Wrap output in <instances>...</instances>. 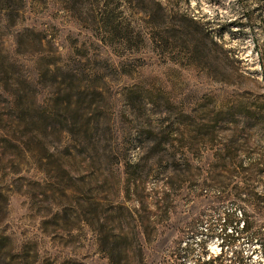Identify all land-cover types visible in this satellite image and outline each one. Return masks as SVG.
Segmentation results:
<instances>
[{
    "label": "rangeland",
    "instance_id": "obj_1",
    "mask_svg": "<svg viewBox=\"0 0 264 264\" xmlns=\"http://www.w3.org/2000/svg\"><path fill=\"white\" fill-rule=\"evenodd\" d=\"M238 263L264 264V0H0V264Z\"/></svg>",
    "mask_w": 264,
    "mask_h": 264
},
{
    "label": "trees",
    "instance_id": "obj_2",
    "mask_svg": "<svg viewBox=\"0 0 264 264\" xmlns=\"http://www.w3.org/2000/svg\"><path fill=\"white\" fill-rule=\"evenodd\" d=\"M243 228H244V230H247L248 229V226L247 225H245V223L243 222L242 223V225H241ZM239 264V263H238Z\"/></svg>",
    "mask_w": 264,
    "mask_h": 264
}]
</instances>
